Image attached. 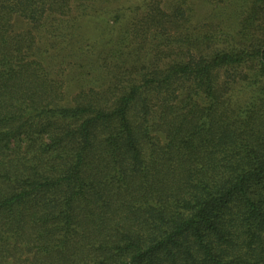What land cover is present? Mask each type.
<instances>
[{"label": "trees", "instance_id": "trees-1", "mask_svg": "<svg viewBox=\"0 0 264 264\" xmlns=\"http://www.w3.org/2000/svg\"><path fill=\"white\" fill-rule=\"evenodd\" d=\"M0 264H264V0H0Z\"/></svg>", "mask_w": 264, "mask_h": 264}, {"label": "rangeland", "instance_id": "rangeland-1", "mask_svg": "<svg viewBox=\"0 0 264 264\" xmlns=\"http://www.w3.org/2000/svg\"><path fill=\"white\" fill-rule=\"evenodd\" d=\"M249 2V0H237V8H244V6ZM206 8L203 7V11L205 10ZM240 13H237V15H235V23L238 21V15Z\"/></svg>", "mask_w": 264, "mask_h": 264}]
</instances>
